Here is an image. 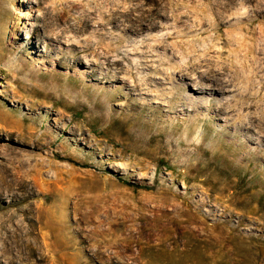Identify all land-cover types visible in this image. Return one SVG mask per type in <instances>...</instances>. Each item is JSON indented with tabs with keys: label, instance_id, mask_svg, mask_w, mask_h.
<instances>
[{
	"label": "rangeland",
	"instance_id": "1",
	"mask_svg": "<svg viewBox=\"0 0 264 264\" xmlns=\"http://www.w3.org/2000/svg\"><path fill=\"white\" fill-rule=\"evenodd\" d=\"M0 170V264H264V0H0Z\"/></svg>",
	"mask_w": 264,
	"mask_h": 264
},
{
	"label": "bare ground",
	"instance_id": "2",
	"mask_svg": "<svg viewBox=\"0 0 264 264\" xmlns=\"http://www.w3.org/2000/svg\"><path fill=\"white\" fill-rule=\"evenodd\" d=\"M147 30H150V29H147ZM128 38H129L128 35H121V37H118L116 40L110 39L112 41H106L105 45L108 46L109 49H111L112 51H116V53L119 56H121L123 54V52H125L126 56H128V58L126 60H129L131 55L129 54V52L126 49H124V47L122 48V45H121V43L124 42L125 40H127ZM228 52H229V49H227L226 47H223L222 49H220L217 52V54H215V55H218V56H216L215 58H211L210 57L209 60H210L211 63L221 64L225 60H229L230 59V56H228L227 58H223V55L226 54V53L228 54ZM192 58H191V61H190L191 63L194 62V57H192ZM115 65H118V63H116ZM174 65L176 66L177 69L174 70L175 72L173 74L177 73L178 71L182 72V70L184 68H186L189 64L184 63L182 65H179L178 63H174ZM111 68L108 69V73L110 75H112L113 77H116L118 71H114ZM143 70H146V69H143ZM148 71L151 72L152 70H148ZM132 75H133V72H132ZM258 76H259L258 72L256 70H254V71H252L249 74L248 80L242 82V85H241L242 91L237 96V99L239 101H244V100H246L249 97L248 88H249V86L253 87L254 83L252 82V79L256 78ZM153 80L155 81V83L157 82V80L155 78H149V80H148L149 83L144 85V88H141V89H143V91H146V90H154L155 88H157V86L153 87L154 85L151 83V81H153ZM209 80H210V77L209 76H205L204 79H203V82L201 81L200 84L202 86H204V87H206V86L210 87L208 84H210L211 81H209ZM138 96L142 97V95H138ZM192 98L188 96V97H185V98H181V101L183 102L184 106H186V107L189 106V107H194L196 110H198V109L201 110L202 109L201 105H203L205 101L201 102L200 101L201 99H196V101H194V99H192ZM219 109H220V111H222V108H219ZM18 174L19 173H17V172L14 173V172H10L8 170H0V201L2 200L3 196H5V195H7V196L8 195L15 196V195L18 194V192H20V195L23 196L24 198H30L33 194H35L34 188L31 187V184L26 182L22 178H20ZM43 216H44L43 214L40 215V217H43ZM14 218H15V216L13 214L12 215H8L7 217L6 216L5 217H0V222L1 223H4L5 221L6 222H8V221L9 222H13ZM51 230L55 231V234H56L57 228H55V222L52 219V217H51ZM50 240H51L50 246H52L53 249L54 248L65 249L67 251L70 248L69 245L60 244L58 242L57 234H56V236H54V239L51 238ZM25 245L27 246V244H25Z\"/></svg>",
	"mask_w": 264,
	"mask_h": 264
}]
</instances>
